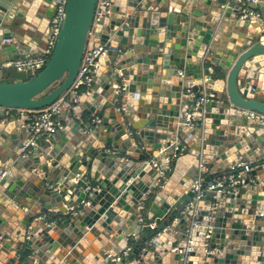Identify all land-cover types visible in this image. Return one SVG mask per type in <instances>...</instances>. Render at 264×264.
<instances>
[{"label": "water", "instance_id": "water-1", "mask_svg": "<svg viewBox=\"0 0 264 264\" xmlns=\"http://www.w3.org/2000/svg\"><path fill=\"white\" fill-rule=\"evenodd\" d=\"M57 2L0 0L3 72L9 61L44 53ZM97 2L67 0L45 68L28 80L0 82V136L14 145L0 151L7 169L0 264H110L108 254L137 241L142 216L162 234L152 240L146 233L117 264H181L182 254L171 250L189 240V264H264V130L243 115L264 114V0L252 4L262 14L258 25L240 19L228 0H112L111 16L98 23L95 41L108 54L93 89L63 117L52 144L40 142L22 157L24 136L4 109H43L71 88ZM205 75L218 95L194 109L190 91ZM168 155L174 168L160 187L150 161L163 167ZM238 161L249 172L236 192L214 198L205 191L191 204L203 168L211 184ZM194 217L200 227L190 234Z\"/></svg>", "mask_w": 264, "mask_h": 264}, {"label": "built area", "instance_id": "built-area-1", "mask_svg": "<svg viewBox=\"0 0 264 264\" xmlns=\"http://www.w3.org/2000/svg\"><path fill=\"white\" fill-rule=\"evenodd\" d=\"M258 0H228V7L237 11V16L242 20L261 21V12L252 7V4H257ZM66 5L67 0H58L55 8V13L50 22V35L47 42L44 45V53L41 55H27L22 56L17 60L9 61L3 64L4 69L14 70L27 78L33 77L37 72H40L45 68L47 62L52 56L58 41L62 23L66 17ZM113 2L112 0H98L92 25L90 27L86 48L81 60L78 74L69 90L64 92L54 103L51 105L39 109V110H27V109H4L6 118H11L19 123L21 131L25 134V139L21 146L22 157L30 156L34 150L39 147V143L52 144L57 134L64 129L65 123L63 117L67 112L76 106L81 96L87 95L93 89L96 78L100 74V67L102 60L107 56L108 49L107 44L98 43L95 41L98 23L105 17L111 16ZM178 74L183 77V71H179ZM119 77H122L121 73H118ZM212 81L211 75H205L203 77L202 86L200 91H190V95L195 99L194 109L200 108L203 104L215 100L217 94L207 88V84ZM119 91H125L126 83L123 82L119 86ZM125 110V107L120 108ZM243 115L251 122H255L260 128L264 130V114L256 111L244 110ZM99 122L100 118H96ZM165 149H161L158 154L164 153ZM178 147H174V151H177ZM152 166L158 172L157 182L160 187H164L169 179V175L173 170V156H166L162 160V164L155 158L150 161ZM206 168L202 169V174L197 178L191 187L194 192V201L197 202L205 191L213 192V197L217 195H228L236 192L240 185L244 181V175L249 172L247 163L236 162L228 166L227 175L217 179L211 184L205 183V176L203 172ZM236 171H238L236 173ZM7 175L6 168H0V182ZM89 189V188H88ZM83 205H89L87 200L83 201ZM81 211V210H80ZM79 211V212H80ZM82 212V211H81ZM39 219L47 220L46 215L39 216ZM142 224L143 230L152 233V240L157 239L162 232L157 229L155 223H148L144 216L138 219ZM57 224V220H47L48 226H54ZM200 227V221L197 217L190 220L187 232L192 233L194 229ZM134 239L138 238V235L132 236ZM2 239V236L0 235ZM130 239H127L129 241ZM191 243L189 240L187 247L179 249H172V253L179 252L182 254L181 264H189V252L191 251ZM23 245L17 246L16 256L19 259L22 255ZM132 251V246L127 245L117 255L108 254L107 258L110 264H117L122 259L129 257Z\"/></svg>", "mask_w": 264, "mask_h": 264}, {"label": "crops", "instance_id": "crops-1", "mask_svg": "<svg viewBox=\"0 0 264 264\" xmlns=\"http://www.w3.org/2000/svg\"><path fill=\"white\" fill-rule=\"evenodd\" d=\"M238 17L236 16V14H233L232 15V18H231V21H236L235 19H237ZM253 22V24L254 25H258V21L256 22V21H252ZM225 28H227V24H225V25H221V27H220V30H225ZM20 34H25V33H27V34H29V35H32V36H38L39 35V33H33V32H31V31H29V30H22V31H18ZM214 46V45H213ZM6 70H11V69H4V72L0 69V74L1 75H3V78H4V74H5V71ZM12 71H14V70H12ZM2 72V73H1ZM16 72V71H15ZM16 73H18V72H16ZM18 74H20V73H18ZM22 75V74H21ZM19 80V79H18ZM194 91H200V87H196V89L194 90ZM213 91V90H212ZM217 94V93H216ZM218 95V94H217ZM3 122H5V120H2ZM6 121H15V120H13V119H11V118H7V120ZM16 122V121H15ZM16 124H17V130H18V132L20 133H22L23 134V136H24V139H25V134L21 131V129H20V125H19V123L18 122H16ZM260 136V138L262 139L263 138V136L262 135H259ZM57 137V136H56ZM11 138H10V136L6 139V138H3V137H1L0 136V151L2 152L3 151V148H5V147H7L8 145V148L10 147L11 149L12 148H14V145H11V140H10ZM24 139H23V141H24ZM56 139V138H55ZM263 140V139H262ZM54 142V141H53ZM263 147H264V144H263ZM156 155H158V153H156L155 154V156ZM6 166H5V163H4V159H3V156L2 155H0V168H5ZM173 168H174V165H173ZM228 169V168H227ZM226 169V170H227ZM215 170V169H214ZM183 173H184V171H183ZM68 198V197H67ZM144 218H145V220L147 221V219H146V216H144ZM190 221V220H189ZM139 222V221H138ZM148 223H150V221H147ZM143 235H146V231L145 230H143L142 232H141V234L140 235H138V238L137 239H135V240H137L135 243H130V246H135V245H137V244H142L143 242H142V240H141V237L143 236ZM18 246H22V244H18Z\"/></svg>", "mask_w": 264, "mask_h": 264}, {"label": "trees", "instance_id": "trees-1", "mask_svg": "<svg viewBox=\"0 0 264 264\" xmlns=\"http://www.w3.org/2000/svg\"><path fill=\"white\" fill-rule=\"evenodd\" d=\"M18 79L28 80L29 78L25 77L24 75L18 74L12 70H6L5 74H4V78L2 80H0V82H2V81L13 82V81H16ZM146 233H147V235L152 236L150 232L146 231Z\"/></svg>", "mask_w": 264, "mask_h": 264}, {"label": "rangeland", "instance_id": "rangeland-1", "mask_svg": "<svg viewBox=\"0 0 264 264\" xmlns=\"http://www.w3.org/2000/svg\"><path fill=\"white\" fill-rule=\"evenodd\" d=\"M15 72V71H14ZM151 235H152V233H151Z\"/></svg>", "mask_w": 264, "mask_h": 264}]
</instances>
